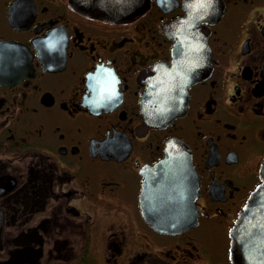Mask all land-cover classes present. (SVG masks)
Segmentation results:
<instances>
[{"label":"flooded vegetation","instance_id":"af4514ba","mask_svg":"<svg viewBox=\"0 0 264 264\" xmlns=\"http://www.w3.org/2000/svg\"><path fill=\"white\" fill-rule=\"evenodd\" d=\"M169 2L112 24L69 0H0V264H229L264 159V0ZM188 13L210 69L181 116L146 128L142 76L170 66L163 25ZM181 152L191 226L166 233L143 173Z\"/></svg>","mask_w":264,"mask_h":264},{"label":"water","instance_id":"95a60500","mask_svg":"<svg viewBox=\"0 0 264 264\" xmlns=\"http://www.w3.org/2000/svg\"><path fill=\"white\" fill-rule=\"evenodd\" d=\"M151 0H69L70 8L81 16L112 24H129L142 16ZM169 0H157L165 10ZM188 18L166 23L162 33L175 39L170 66L157 65L146 71L142 80L148 85L140 111L146 128H163L181 116L187 106L188 88L205 77L210 69L203 33L195 30ZM143 194L150 202L146 208L150 225H156V210H164L166 233L191 226L183 220L192 212L196 181L186 152L167 154L157 165L143 173ZM159 185L163 187L158 188ZM159 194V201L153 195ZM13 263L9 262L8 264ZM229 264H264V159L259 184L249 195L229 232Z\"/></svg>","mask_w":264,"mask_h":264}]
</instances>
